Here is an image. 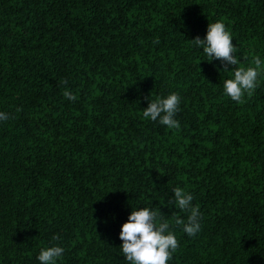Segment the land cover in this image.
I'll use <instances>...</instances> for the list:
<instances>
[{"label":"trees","instance_id":"obj_1","mask_svg":"<svg viewBox=\"0 0 264 264\" xmlns=\"http://www.w3.org/2000/svg\"><path fill=\"white\" fill-rule=\"evenodd\" d=\"M217 20L236 66L189 41ZM256 55L264 0H0V264L53 244L57 264H129L118 233L137 207L176 234L167 264H264V71L240 101L223 92ZM171 92L178 128L143 117Z\"/></svg>","mask_w":264,"mask_h":264},{"label":"clouds","instance_id":"obj_2","mask_svg":"<svg viewBox=\"0 0 264 264\" xmlns=\"http://www.w3.org/2000/svg\"><path fill=\"white\" fill-rule=\"evenodd\" d=\"M189 41L195 48L202 50L210 61L219 59L232 66L240 63L235 54L237 49L232 43V36L221 20L207 24L203 39L197 36ZM262 71L264 58L259 55L253 57L252 65L233 68L230 70L231 78H226L223 82L224 94L233 101H240L245 92L251 93L258 86V77ZM64 96L69 100L75 99L67 89ZM179 102L180 97L175 92L157 97L149 101L143 109V117L158 121L168 128H178L179 121L175 116ZM8 119L9 114L0 111V121ZM172 192V204L188 213L186 220L178 218L175 223L182 225V230L187 235H196L201 230V213L198 207L192 204L193 195L179 186L174 187ZM118 237L121 241L120 251L129 264H167L172 252L178 247L176 234L170 230L167 219L158 209L150 207L132 209L126 221L120 225ZM63 253V247L53 244L40 248L36 259L40 264H57Z\"/></svg>","mask_w":264,"mask_h":264}]
</instances>
